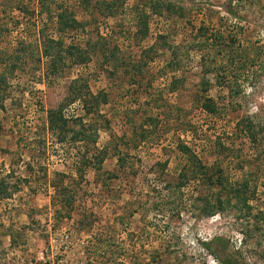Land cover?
I'll return each mask as SVG.
<instances>
[{
    "label": "rangeland",
    "instance_id": "374dc122",
    "mask_svg": "<svg viewBox=\"0 0 264 264\" xmlns=\"http://www.w3.org/2000/svg\"><path fill=\"white\" fill-rule=\"evenodd\" d=\"M221 260L264 264V0H0V264Z\"/></svg>",
    "mask_w": 264,
    "mask_h": 264
},
{
    "label": "trees",
    "instance_id": "16d2710c",
    "mask_svg": "<svg viewBox=\"0 0 264 264\" xmlns=\"http://www.w3.org/2000/svg\"><path fill=\"white\" fill-rule=\"evenodd\" d=\"M20 11H23V13L25 14V12L29 13L30 15L32 14L30 12V9L27 8L26 6H20L19 7ZM229 10V9H228ZM28 15V14H27ZM65 14L60 11L58 13H55L53 18L54 20H56V24L57 26H60V27H57L59 31H61V33L65 32V29H66V24H65V21H64V16ZM62 25V26H61ZM41 38V37H40ZM59 41H57L56 43L54 42L53 39H47V42H53L54 43V46L58 47L59 51H61L63 48L62 46V40L61 39H58ZM47 52H49V50H47ZM47 55V53H46ZM48 56V55H47ZM55 57V58H54ZM53 58V60L51 62H54L55 60L61 58V55H55ZM71 90H74L73 86L69 89L70 93L68 95V99L69 100H73L75 98V96L78 94L77 91H74L72 92ZM90 95V94H89ZM84 94L81 95L79 97V99L81 100V102L83 103V106H89L87 109H86V112L89 113L90 111V107L92 105H98L99 102L103 101L105 102V94H102V93H98V94H95V99L92 100V103L89 104V100L88 99H84L83 98ZM83 98V99H82ZM200 106L202 109H204L205 111L213 114L214 111L216 110L215 107H214V102L212 100V98L210 97H204L202 99V101L200 102ZM80 134H81V137L83 139H87L86 135L84 134V130L83 131H80ZM92 141H95V137L91 139ZM177 149L178 151L185 156V159H186V162H188V166L186 164V167L183 168V169H180V183L178 184V187L182 186L183 184H185V179L187 180V177H193L192 179L194 180L195 178H197L196 180L197 181H200L199 180V177H203L206 183V187L207 188H217L219 187L217 193V197L214 198L216 199L217 203L214 204V205H211L210 201L205 199V204H204V208H206L205 210L207 212H213L214 211V208H222V204H223V197L219 194L222 192V188L224 187V194L225 195H228V194H231L230 197H226V202L228 203L229 200L234 196V197H238L239 194L241 193V188L240 187H246V183H242L241 186L238 188L237 186H231L230 184H228L226 181L223 180L222 178V175L219 173H212V172H209V170L207 169L206 166H204L201 162V159L198 157L197 153H194L192 151H190V148L188 147V145L186 143H184L183 141H179L177 143ZM210 173V174H209ZM189 180V179H188ZM224 195V196H225ZM222 264H232L231 262H228L226 260H221Z\"/></svg>",
    "mask_w": 264,
    "mask_h": 264
}]
</instances>
